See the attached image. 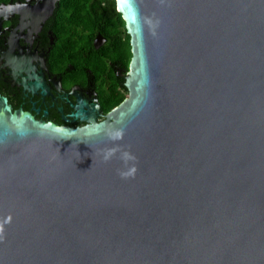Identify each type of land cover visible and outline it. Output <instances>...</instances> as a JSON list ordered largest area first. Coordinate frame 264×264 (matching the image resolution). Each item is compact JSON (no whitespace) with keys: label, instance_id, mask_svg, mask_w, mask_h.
<instances>
[{"label":"water","instance_id":"95a60500","mask_svg":"<svg viewBox=\"0 0 264 264\" xmlns=\"http://www.w3.org/2000/svg\"><path fill=\"white\" fill-rule=\"evenodd\" d=\"M115 4L129 94L105 121L0 98V264H264V0Z\"/></svg>","mask_w":264,"mask_h":264},{"label":"flooded vegetation","instance_id":"af4514ba","mask_svg":"<svg viewBox=\"0 0 264 264\" xmlns=\"http://www.w3.org/2000/svg\"><path fill=\"white\" fill-rule=\"evenodd\" d=\"M131 51L115 0H0V98L13 114L60 129L105 121L128 97Z\"/></svg>","mask_w":264,"mask_h":264},{"label":"trees","instance_id":"16d2710c","mask_svg":"<svg viewBox=\"0 0 264 264\" xmlns=\"http://www.w3.org/2000/svg\"><path fill=\"white\" fill-rule=\"evenodd\" d=\"M73 1H77V2H90L92 0H73Z\"/></svg>","mask_w":264,"mask_h":264}]
</instances>
